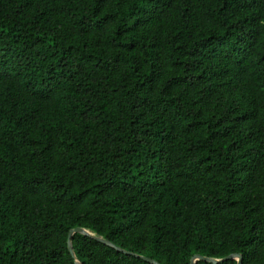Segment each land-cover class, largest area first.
<instances>
[{
  "label": "trees",
  "instance_id": "obj_1",
  "mask_svg": "<svg viewBox=\"0 0 264 264\" xmlns=\"http://www.w3.org/2000/svg\"><path fill=\"white\" fill-rule=\"evenodd\" d=\"M74 227L264 264V0H0V264H73Z\"/></svg>",
  "mask_w": 264,
  "mask_h": 264
},
{
  "label": "water",
  "instance_id": "obj_2",
  "mask_svg": "<svg viewBox=\"0 0 264 264\" xmlns=\"http://www.w3.org/2000/svg\"><path fill=\"white\" fill-rule=\"evenodd\" d=\"M73 233H78V234L87 236V237H89L91 239H94V240H96V241H98L100 243H103V244L113 248L114 250L121 251V252H123L125 254H129V255L140 257L141 259H143V260H145V261H147V262H149L151 264H159L156 261H154L152 259H149L147 257L140 256V255L125 251V250L115 246L111 242L107 241L106 239L102 238L101 236H99L97 234H94V233L90 232L89 230L81 228V227L70 228L67 231V235H66V248H67V251H68L69 255L72 258L73 264H82L80 261H78L75 258L73 250H72V247H71L70 237L72 236ZM227 259H234L235 260V264H240L241 256H240L239 253H230V254H228V255H226L224 257H221V258H212V257L201 256L199 254H193L189 258L188 264H194V262L197 261V260H202V261H205V262L216 264V263L222 262V261L227 260Z\"/></svg>",
  "mask_w": 264,
  "mask_h": 264
}]
</instances>
